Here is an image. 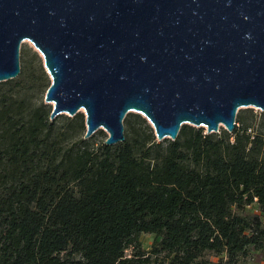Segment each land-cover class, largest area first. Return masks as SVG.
Masks as SVG:
<instances>
[{"label": "trees", "instance_id": "1", "mask_svg": "<svg viewBox=\"0 0 264 264\" xmlns=\"http://www.w3.org/2000/svg\"><path fill=\"white\" fill-rule=\"evenodd\" d=\"M22 83L0 81V264L264 259V111L240 114L234 132L185 123L163 140L129 112L125 140L97 144L84 112L51 119V104L17 93Z\"/></svg>", "mask_w": 264, "mask_h": 264}, {"label": "water", "instance_id": "2", "mask_svg": "<svg viewBox=\"0 0 264 264\" xmlns=\"http://www.w3.org/2000/svg\"><path fill=\"white\" fill-rule=\"evenodd\" d=\"M26 39L52 79L51 119L84 111L85 138L124 141L129 112L163 140L264 110V0H0V81L21 72Z\"/></svg>", "mask_w": 264, "mask_h": 264}, {"label": "rangeland", "instance_id": "3", "mask_svg": "<svg viewBox=\"0 0 264 264\" xmlns=\"http://www.w3.org/2000/svg\"><path fill=\"white\" fill-rule=\"evenodd\" d=\"M20 61H21V72L14 77L15 79H22L23 83L20 86H16L17 93L20 95H26L28 96L34 103L38 104L41 101L46 102V92L48 89V84L51 83L52 79L47 71H43L41 69V64L44 66L43 57L40 55V52L36 49V47L32 44V42L28 39H26L22 45H21V54H20ZM4 88H9V90L12 89L11 84H7L4 86ZM51 104V103H49ZM53 109V104H51ZM264 110H261L258 107H242L239 109L237 113V118L240 114L242 115H249L252 112L255 114H259ZM84 112V111H82ZM137 113V112H133ZM85 114V112H84ZM75 115H71L70 113H61L56 118H59V120H64L67 117L72 118ZM86 116V114H85ZM240 122H237V125H239ZM124 125H125V133L127 134L129 132L127 123L124 119ZM224 127V126H223ZM225 128V127H224ZM206 132L207 128L205 127ZM219 131L218 133H220ZM79 134V133H77ZM73 137V139L77 138L79 135ZM109 133L105 129H98L92 136V140L96 142L97 144L102 142L103 140H106ZM90 138V137H89ZM158 139V138H157ZM252 211L260 212L258 210V204L255 202L252 205L248 207ZM264 219V216H263ZM155 238L154 233H147L144 232L141 235L143 246L147 249H150L153 243V240ZM127 253H131V248L126 251ZM213 260H218L219 256L214 254L208 255ZM250 262L258 263V264H264V259L258 260L257 256L256 258H250Z\"/></svg>", "mask_w": 264, "mask_h": 264}, {"label": "bare ground", "instance_id": "4", "mask_svg": "<svg viewBox=\"0 0 264 264\" xmlns=\"http://www.w3.org/2000/svg\"><path fill=\"white\" fill-rule=\"evenodd\" d=\"M29 40V39H28ZM33 44V43H32Z\"/></svg>", "mask_w": 264, "mask_h": 264}]
</instances>
